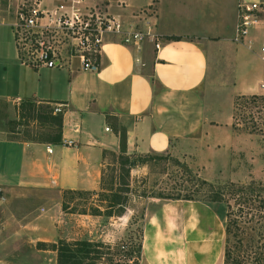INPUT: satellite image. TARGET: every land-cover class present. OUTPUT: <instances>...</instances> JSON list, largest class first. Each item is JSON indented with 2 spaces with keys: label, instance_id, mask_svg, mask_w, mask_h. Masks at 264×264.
I'll return each instance as SVG.
<instances>
[{
  "label": "crops",
  "instance_id": "crops-1",
  "mask_svg": "<svg viewBox=\"0 0 264 264\" xmlns=\"http://www.w3.org/2000/svg\"><path fill=\"white\" fill-rule=\"evenodd\" d=\"M246 1L235 0L230 15L221 13L217 20L205 21L185 16L174 22L159 5L156 30L140 46L105 34L95 70H83L75 59L63 68L35 70L15 58L18 65L9 67L19 83H25L24 90L0 99L30 100L47 108L50 116L60 117V142L0 138V190L97 192L104 151L168 152L209 165L214 144L226 149L232 142L235 97L259 94L264 80L263 26L250 29L239 42L233 39L238 4ZM114 2L85 0V6L116 16ZM225 96H230L227 107L220 103ZM55 107L59 113L53 112ZM139 204L143 212L139 264H216L215 258L206 263L197 253L187 260L180 251L178 246L187 240L186 223L178 214L185 205L151 197ZM137 207L131 204L117 217L122 225ZM190 229L201 234L200 223L192 222ZM116 233L106 241H115Z\"/></svg>",
  "mask_w": 264,
  "mask_h": 264
},
{
  "label": "rangeland",
  "instance_id": "rangeland-1",
  "mask_svg": "<svg viewBox=\"0 0 264 264\" xmlns=\"http://www.w3.org/2000/svg\"><path fill=\"white\" fill-rule=\"evenodd\" d=\"M252 2L260 4L262 12L256 15L259 20L256 26L264 28V0H248L244 4ZM234 3L235 0H115L111 9L116 16L103 14L99 11L100 7L98 11L106 18H115L124 28L131 26L134 31L151 33L156 30L159 5L165 14L170 15L169 18L177 22L185 16L195 18L196 21L217 20L221 13L230 15ZM11 14L12 3L2 0V97L16 95L19 93L18 88L24 90L25 87V83H21L23 80L19 83L20 78L9 67L11 63L18 65L11 32L5 25L12 20ZM262 36L264 42V34ZM262 47L264 48V44ZM262 54L264 56L263 49ZM263 93L261 88L259 94ZM235 99L232 115L238 118V126L233 128L232 142L229 148L226 147L227 150L221 143L214 144L213 158L207 166L190 163L188 160L191 159L177 158L168 152L132 154L126 159L127 163L121 164L120 158L124 161L128 154L119 150L113 152L114 154H105V191L101 192L99 189L95 193H56L49 190L31 191L24 187L0 190V264H57V251L53 250V244L58 246L60 240L69 243L80 240L101 243L99 250L102 255L95 264H139L143 220L142 205L139 203H143L146 197L158 198L169 204L185 205L178 217L186 223L183 231L187 241L178 247L180 251H185L187 260L189 254L197 253L196 255L207 259L206 263L210 262V258H215L216 264H251L250 250L255 245L257 227L241 224L237 229L230 227L227 230L225 204L209 202L207 198L211 191L198 181L204 179L213 185H223L229 182L245 184L253 180L264 186V134L249 132L252 124L259 126L262 119H248L247 115L255 108L252 109L251 105L242 106L243 103L240 102L235 109ZM220 103L227 107L230 96H225ZM242 115L247 118L243 119ZM51 120L49 110L43 105L30 100L11 102L0 99V138L53 140L57 136L58 126ZM128 162L135 164L129 166ZM197 188L200 190L195 191ZM114 192L121 196L126 207L138 204L126 225H122V219L116 216L105 215L104 208L113 201ZM182 196H189L193 200L181 199ZM95 208L101 211L100 217H85L91 216L90 213ZM194 221L196 225L201 224V234L192 233L190 226ZM112 233H116L118 238L113 242L106 241ZM71 247V250H75V247ZM228 249L232 250L233 256L239 258V263L225 261L224 252ZM78 256L81 254L78 253ZM95 256L93 252L89 253L90 258ZM83 262L88 263L89 259H83Z\"/></svg>",
  "mask_w": 264,
  "mask_h": 264
},
{
  "label": "built area",
  "instance_id": "built-area-1",
  "mask_svg": "<svg viewBox=\"0 0 264 264\" xmlns=\"http://www.w3.org/2000/svg\"><path fill=\"white\" fill-rule=\"evenodd\" d=\"M9 1L12 20L5 25L11 32L15 58L21 65L35 70L63 68L72 59L78 60L83 70H95L105 34L111 33L122 43L135 46L150 36L149 32L134 31L131 26L124 28L115 18L100 14L96 6L86 7L85 0ZM1 4L2 0L0 8ZM260 12L262 9L256 2L238 5L235 41L239 42L255 28L256 15ZM155 48H159V42ZM260 88L264 90V80ZM53 112L59 113L60 108L55 107Z\"/></svg>",
  "mask_w": 264,
  "mask_h": 264
},
{
  "label": "trees",
  "instance_id": "trees-1",
  "mask_svg": "<svg viewBox=\"0 0 264 264\" xmlns=\"http://www.w3.org/2000/svg\"><path fill=\"white\" fill-rule=\"evenodd\" d=\"M240 102L243 103L242 106H250L252 109L255 108L254 111L249 112L248 119H262L260 125L256 126L255 123L252 124V128L249 129L250 133H259L264 134V93L263 94H252L247 96H237L235 99V109ZM242 115L243 119L247 118ZM52 117V116H51ZM238 118L236 115H233V124L232 127L234 129L237 128ZM53 123L57 124L58 132L57 136L51 140L54 143L60 142V126H61V118L60 117H52L51 120ZM263 126V127H262ZM248 129V127H246ZM110 153L114 154L113 152L104 151L103 154ZM129 155H126L124 158L125 160L122 161L121 164L127 163V158ZM129 166H133L135 163H129ZM199 184L202 186H206L211 191L210 196L207 198L209 202H219L224 203L226 207V220L227 226L226 229L228 230L230 227L232 228H239L241 224L250 225L251 228L257 227L258 233L257 238L255 241V245L251 248L250 253H252L250 260L251 264H264V186L261 185L259 182L250 181L245 184H236L233 182H229L223 185H213L207 182L204 179L198 180ZM104 177L101 176L100 182V191H105L104 188ZM200 190L197 188L198 191ZM67 192H82V191H72L69 190ZM84 192V191H83ZM84 193H88L85 191ZM95 193V192H93ZM113 201L110 202V205L104 208V212L106 216L112 217H121L124 212L126 206L124 205V200H121V196L117 193L112 194ZM165 199H171L166 198ZM179 199V198H176ZM181 199L185 200H193L189 196H182ZM115 209V210H114ZM91 215H101V211L98 208H95L93 212L90 213ZM239 241V238H238ZM240 242V241H239ZM54 249L57 251V264H95V261L100 260V256L102 252H100V248L102 247L101 243L90 242L87 240H80V241H73V242H66V241H59L58 246L53 244ZM71 246L75 247V250H71ZM140 247V246H139ZM93 248L95 250H93ZM93 252L96 254L94 258L89 257V253ZM78 253L81 256H78ZM224 257L226 262L237 263L238 257L236 258L232 254V250L228 249L224 252ZM245 257V256H244ZM248 259V257H246ZM83 259H89L88 263H84ZM239 263V262H238Z\"/></svg>",
  "mask_w": 264,
  "mask_h": 264
}]
</instances>
